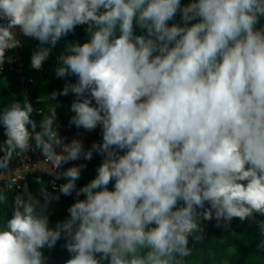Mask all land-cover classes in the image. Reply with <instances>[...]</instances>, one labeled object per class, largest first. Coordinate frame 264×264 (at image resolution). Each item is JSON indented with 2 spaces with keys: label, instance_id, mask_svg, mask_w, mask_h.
Here are the masks:
<instances>
[{
  "label": "clouds",
  "instance_id": "9594fccd",
  "mask_svg": "<svg viewBox=\"0 0 264 264\" xmlns=\"http://www.w3.org/2000/svg\"><path fill=\"white\" fill-rule=\"evenodd\" d=\"M21 37L37 72L63 41L37 103L68 97L74 135L59 102L0 109V170L39 151L50 177L0 219V264H198L234 221L264 253V0H0V72Z\"/></svg>",
  "mask_w": 264,
  "mask_h": 264
},
{
  "label": "trees",
  "instance_id": "16d2710c",
  "mask_svg": "<svg viewBox=\"0 0 264 264\" xmlns=\"http://www.w3.org/2000/svg\"><path fill=\"white\" fill-rule=\"evenodd\" d=\"M77 31L79 32V29ZM72 38L69 37L68 39ZM62 46L63 41L53 50V57H50L45 62L42 70L39 72L30 68L29 58L32 50L27 49L24 51V72L27 77L32 78V83L28 84L26 88L22 87L21 83H19L18 75L0 74V109L6 107L13 100L23 102L26 97L33 104V118L39 123L43 115L47 114V104L59 102L61 107L57 108V118L63 126L62 128L67 127V120L72 115L68 109L70 102L68 97H61L58 101L37 103L38 98L46 96L53 90H58L62 87V81L57 80L53 72V68L55 67L54 56L62 50ZM94 138L96 137L93 136L88 143ZM3 139L4 137L0 135V142ZM96 162V160H93L88 164L81 183L89 177ZM28 186L33 192L37 187L32 181ZM5 195L8 198V204H0V219L6 213H9L14 193L8 191L5 192ZM70 202V198H62L60 204L56 205L53 211L52 219L55 220L62 215L64 208ZM257 240L258 236L254 231V226L248 224H239L234 221L229 229H216L209 226L206 229L203 242L196 245L197 251L194 253V257L198 261V264H264V253H258L255 249ZM64 255L65 253L59 246L52 252L53 259L57 261Z\"/></svg>",
  "mask_w": 264,
  "mask_h": 264
},
{
  "label": "built area",
  "instance_id": "2783aa9c",
  "mask_svg": "<svg viewBox=\"0 0 264 264\" xmlns=\"http://www.w3.org/2000/svg\"><path fill=\"white\" fill-rule=\"evenodd\" d=\"M22 44L20 47L14 50L6 52V56H13V63L11 65L6 64L4 70L0 74H15L18 75L19 83L22 87H27L28 84L32 83V78L27 77L24 72V58L25 50L35 48V41L28 40L21 37ZM61 133L65 136H73L74 132L67 127L61 128ZM95 135H85V144ZM43 157L40 155L39 151L33 152L28 151L21 153L19 155L13 156L12 160L9 162L7 171L0 170V189L4 192L12 191L14 196L20 190L19 186L27 183H31L35 176H40L44 180L50 179L47 171L42 167ZM12 181H15L13 184ZM51 190V189H50Z\"/></svg>",
  "mask_w": 264,
  "mask_h": 264
}]
</instances>
